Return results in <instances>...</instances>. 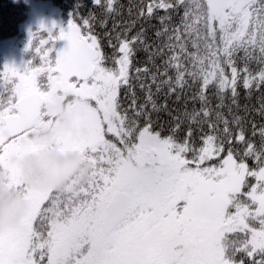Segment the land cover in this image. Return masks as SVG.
I'll return each mask as SVG.
<instances>
[{
	"label": "snow or ice",
	"instance_id": "snow-or-ice-1",
	"mask_svg": "<svg viewBox=\"0 0 264 264\" xmlns=\"http://www.w3.org/2000/svg\"><path fill=\"white\" fill-rule=\"evenodd\" d=\"M92 3L0 73V168L30 200L0 264H264V0H139L111 29L118 0ZM59 94L72 126L41 144ZM49 147L87 179L31 186L14 157Z\"/></svg>",
	"mask_w": 264,
	"mask_h": 264
},
{
	"label": "clouds",
	"instance_id": "clouds-1",
	"mask_svg": "<svg viewBox=\"0 0 264 264\" xmlns=\"http://www.w3.org/2000/svg\"><path fill=\"white\" fill-rule=\"evenodd\" d=\"M69 98L59 94L53 103L58 123L41 122L31 129V138L41 144L51 145L60 129L72 126L73 117L68 109ZM5 133L8 129L5 128ZM14 161L21 168L26 180L34 188L61 187L72 176L86 180L94 167L93 162L79 151H61L49 147L40 151L17 154ZM30 208L25 193L16 189L6 169L0 168V232L18 223Z\"/></svg>",
	"mask_w": 264,
	"mask_h": 264
},
{
	"label": "trees",
	"instance_id": "trees-1",
	"mask_svg": "<svg viewBox=\"0 0 264 264\" xmlns=\"http://www.w3.org/2000/svg\"><path fill=\"white\" fill-rule=\"evenodd\" d=\"M54 7L60 12L59 17L63 20L64 25H66L69 20L73 19L74 13L79 9L81 15L85 18L88 17L89 13L99 12V8L95 7L92 0H49ZM120 8V15L115 17H110L108 19L107 27L111 29L113 22L120 23L121 21L129 20L128 9L137 3L139 0H118ZM83 4V8H81ZM32 6L27 0H0V39H10L15 38L18 41L25 40L26 36L20 29V26L29 18L31 14ZM80 23V21H77ZM95 32L103 31L102 28L97 26L94 29ZM47 33V32H46ZM23 34V35H22ZM55 34H59L57 31ZM45 34L43 32H37L34 40H41ZM55 45L58 49V40L55 41ZM111 51L110 49H107ZM141 59H143V53L138 54ZM32 59V58H31ZM38 59V58H37ZM33 59V63L39 65V59ZM3 64L0 61V73L3 71ZM252 103H257L255 99ZM167 117H165L166 119ZM259 118L257 117V123H259Z\"/></svg>",
	"mask_w": 264,
	"mask_h": 264
},
{
	"label": "rangeland",
	"instance_id": "rangeland-1",
	"mask_svg": "<svg viewBox=\"0 0 264 264\" xmlns=\"http://www.w3.org/2000/svg\"><path fill=\"white\" fill-rule=\"evenodd\" d=\"M27 1H29L32 6L31 14L20 26V29L25 32V40L18 41L15 38L0 39V61L3 66H5V64H13L16 67L23 69L27 62L34 58L36 55L34 48L39 46V40L37 39L33 41V48H30L28 45L31 33L40 30L41 23L51 26L55 22L57 25L55 33L57 31L59 32V27L64 26L63 20L59 17L60 12L49 0ZM44 34L43 39H47L46 31ZM33 64L39 66L36 62Z\"/></svg>",
	"mask_w": 264,
	"mask_h": 264
},
{
	"label": "water",
	"instance_id": "water-1",
	"mask_svg": "<svg viewBox=\"0 0 264 264\" xmlns=\"http://www.w3.org/2000/svg\"><path fill=\"white\" fill-rule=\"evenodd\" d=\"M68 23L64 26L65 29H67ZM68 44L67 40H58V49L66 47Z\"/></svg>",
	"mask_w": 264,
	"mask_h": 264
},
{
	"label": "flooded vegetation",
	"instance_id": "flooded-vegetation-1",
	"mask_svg": "<svg viewBox=\"0 0 264 264\" xmlns=\"http://www.w3.org/2000/svg\"><path fill=\"white\" fill-rule=\"evenodd\" d=\"M64 27V26H63Z\"/></svg>",
	"mask_w": 264,
	"mask_h": 264
}]
</instances>
